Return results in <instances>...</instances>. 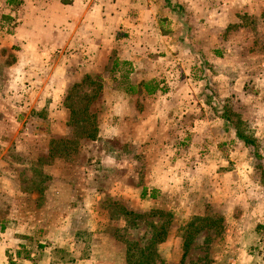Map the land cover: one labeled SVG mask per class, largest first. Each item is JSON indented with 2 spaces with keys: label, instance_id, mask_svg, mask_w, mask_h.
Returning a JSON list of instances; mask_svg holds the SVG:
<instances>
[{
  "label": "rangeland",
  "instance_id": "obj_1",
  "mask_svg": "<svg viewBox=\"0 0 264 264\" xmlns=\"http://www.w3.org/2000/svg\"><path fill=\"white\" fill-rule=\"evenodd\" d=\"M6 1L0 35L16 25ZM156 1L172 40L154 37L137 55L144 71L131 72V85L144 76L157 91L125 97L108 61L105 72L74 77L64 105L68 121L74 112L81 122L71 126L58 123L56 108L22 110L33 96L18 79L19 47L0 46V116L11 108L0 128V178H11V191L0 183V210L10 203L32 213L28 222L62 225L71 209L66 235L75 241L72 253L34 225L14 264H77L91 254L95 264H264V0H172L182 14ZM89 101L99 116L94 140L78 137ZM236 127L255 142L238 139Z\"/></svg>",
  "mask_w": 264,
  "mask_h": 264
},
{
  "label": "crops",
  "instance_id": "obj_2",
  "mask_svg": "<svg viewBox=\"0 0 264 264\" xmlns=\"http://www.w3.org/2000/svg\"><path fill=\"white\" fill-rule=\"evenodd\" d=\"M5 5L8 7L9 16L16 20V25L0 35V46L8 49L19 47L16 50L20 58L18 79L21 88H29L33 96L29 101L23 100L20 107L23 111L56 108L59 114L58 123L63 120L66 124L68 121V110L64 101L77 74L105 72V64L109 61L110 67L107 71L110 74L119 73L116 75V79H121L119 87H131V72L141 75L144 71L142 61L137 55L146 56V46H154L150 44L154 37L161 42L172 40L168 36L171 34H164L159 25L162 5L156 0H22L17 6L9 5L7 1ZM168 17L171 18L172 15ZM167 52L169 56L173 55L168 49ZM172 58L177 57L174 55ZM49 61L53 63L51 69L47 67ZM125 65L129 66L128 70L124 68ZM12 71L10 69V74ZM16 79H13L15 84ZM24 79L28 81L27 84L23 83ZM145 80L143 76L133 85H138L140 89ZM50 90L52 91L48 94ZM124 91L125 97H131V90ZM145 92L143 90L135 94ZM11 103L13 102L10 97L5 98L4 106ZM5 109L7 112L0 116V128L1 123L11 116V108ZM0 183L4 185L3 194L7 192L10 195L11 178L3 176ZM49 197L58 201L59 195L53 193ZM6 208L8 211L0 210V216L10 218L9 222H0V264H10L20 257L19 239L23 234H31V230L35 229L33 226L37 224L50 238L60 241L61 237L63 244L65 243L64 248L67 247L73 253L71 243L75 241L66 235L71 228V209L62 212L65 218L61 225L60 222L54 224L51 219L28 222L26 216L32 213L24 212L10 203ZM50 216H53V209ZM8 253H14L15 258L10 259ZM88 257L78 256L76 263L83 264L81 259L87 262L84 264L97 262L95 254ZM44 259L39 263L55 264L52 257L46 261Z\"/></svg>",
  "mask_w": 264,
  "mask_h": 264
},
{
  "label": "trees",
  "instance_id": "obj_3",
  "mask_svg": "<svg viewBox=\"0 0 264 264\" xmlns=\"http://www.w3.org/2000/svg\"><path fill=\"white\" fill-rule=\"evenodd\" d=\"M22 0H8V4L9 5H12V6H17L21 3ZM165 2L167 3L168 6H171L172 7V10H177L178 13H181L182 12V7L177 4V3H173L172 0H165ZM182 14V13H181ZM185 22V21H184ZM142 86H140V89H139V86L138 85H131V87H129V90L131 91H136V92H141V91H146L148 94H154L157 89H158V86L157 84L154 85L153 87H150L148 84H144L142 83L141 84ZM100 89V86L98 87V90ZM66 99H69V96L66 98ZM214 106L215 107H219L221 106L220 103L218 101H215L214 102ZM223 108V114H222V117H223V120H224V126H229V115H228V110L225 108V107H222ZM85 116H84V123H83V127H84V130L82 131V134L79 135L78 137L79 138H87V139H96L99 135V131H100V127H99V116H98V111H92L91 107H90V101L86 104L85 106ZM73 114V115H72ZM74 112H71V115H70V119L68 121V124L71 126V125H74L75 123H79L81 121H79L80 119L76 120L74 119ZM236 135L238 137V139L242 140L245 142V144H253L255 142L254 139L252 138H249L248 136H246L245 133H243L241 131L240 128L236 127ZM62 138H53L52 139V142L53 144H56L58 142V140H60ZM63 140V139H62ZM65 141L67 143H70L69 140L65 139ZM52 153L54 154H51L53 157H61L62 155V152H60L55 146H53L52 148ZM147 197V192H146V189L143 191V194H142V198H146ZM149 197H155L154 194L150 195ZM191 237V235H187V240L186 242H189V238ZM164 238L165 237H160L159 240L157 241L158 243L159 242H162L164 241ZM130 264H138L140 262H129ZM10 264H14L12 261L10 262Z\"/></svg>",
  "mask_w": 264,
  "mask_h": 264
}]
</instances>
